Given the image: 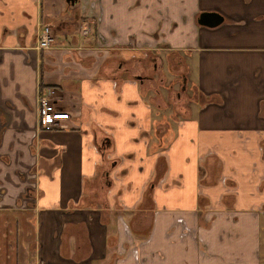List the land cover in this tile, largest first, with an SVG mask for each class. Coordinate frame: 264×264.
Returning a JSON list of instances; mask_svg holds the SVG:
<instances>
[{
	"label": "crops",
	"instance_id": "1",
	"mask_svg": "<svg viewBox=\"0 0 264 264\" xmlns=\"http://www.w3.org/2000/svg\"><path fill=\"white\" fill-rule=\"evenodd\" d=\"M0 119L1 264H264V0H0Z\"/></svg>",
	"mask_w": 264,
	"mask_h": 264
},
{
	"label": "built area",
	"instance_id": "2",
	"mask_svg": "<svg viewBox=\"0 0 264 264\" xmlns=\"http://www.w3.org/2000/svg\"><path fill=\"white\" fill-rule=\"evenodd\" d=\"M53 42V31L49 24L43 23L35 32V39L32 47L35 51L45 50ZM54 88L45 86L37 91V116L36 123L39 128L51 129L59 118L67 117L66 112H61L53 107Z\"/></svg>",
	"mask_w": 264,
	"mask_h": 264
},
{
	"label": "rangeland",
	"instance_id": "3",
	"mask_svg": "<svg viewBox=\"0 0 264 264\" xmlns=\"http://www.w3.org/2000/svg\"><path fill=\"white\" fill-rule=\"evenodd\" d=\"M35 39V38H34ZM174 82L177 83V86H179V89H181L182 94L185 93V96H191L190 91L185 92L186 90V85L184 83V81H182V78H180V76H176L174 78ZM190 89V88H189ZM194 91L193 86H191V93ZM180 92V90H179ZM194 93V92H193ZM174 99V98H173ZM9 236V234L7 233V228H5L4 226H2V222L0 221V264L2 262H5L6 260H4V257H6V254L9 253L10 257L11 254L14 256V253L12 251H14V247H12V249H10V247L8 245L5 244L6 242V237Z\"/></svg>",
	"mask_w": 264,
	"mask_h": 264
},
{
	"label": "water",
	"instance_id": "4",
	"mask_svg": "<svg viewBox=\"0 0 264 264\" xmlns=\"http://www.w3.org/2000/svg\"><path fill=\"white\" fill-rule=\"evenodd\" d=\"M223 20V16L214 10L201 11L196 16V22L205 26L213 27Z\"/></svg>",
	"mask_w": 264,
	"mask_h": 264
},
{
	"label": "flooded vegetation",
	"instance_id": "5",
	"mask_svg": "<svg viewBox=\"0 0 264 264\" xmlns=\"http://www.w3.org/2000/svg\"><path fill=\"white\" fill-rule=\"evenodd\" d=\"M138 77H140V75H138ZM67 113V112H66ZM1 120V119H0ZM2 126V124L0 125V127ZM39 127V126H38Z\"/></svg>",
	"mask_w": 264,
	"mask_h": 264
}]
</instances>
